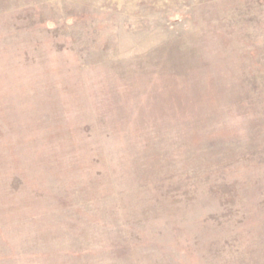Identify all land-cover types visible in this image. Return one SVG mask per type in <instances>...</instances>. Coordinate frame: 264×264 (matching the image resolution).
<instances>
[{
  "label": "rangeland",
  "instance_id": "rangeland-1",
  "mask_svg": "<svg viewBox=\"0 0 264 264\" xmlns=\"http://www.w3.org/2000/svg\"><path fill=\"white\" fill-rule=\"evenodd\" d=\"M0 264H264V0H0Z\"/></svg>",
  "mask_w": 264,
  "mask_h": 264
}]
</instances>
